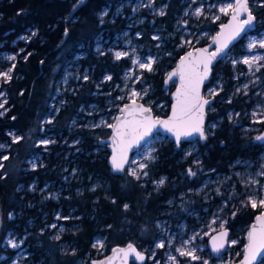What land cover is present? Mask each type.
I'll use <instances>...</instances> for the list:
<instances>
[{"label": "trees", "instance_id": "obj_1", "mask_svg": "<svg viewBox=\"0 0 264 264\" xmlns=\"http://www.w3.org/2000/svg\"><path fill=\"white\" fill-rule=\"evenodd\" d=\"M119 1L121 0H84L83 4L78 5V0H0V52L15 53L18 47L23 48L13 69L12 79L3 86L7 111L0 116V142L5 143L7 148L0 150V157L8 156L9 159L1 161L4 167L0 169V177H3L0 179V241L9 231L24 237L32 253L33 264H92L93 260L98 259L94 257L96 251L93 247V240L97 236L104 237L106 254L116 246L129 241L135 242L129 219L130 211L134 208L139 210L140 217L150 211L144 234L151 237L152 243L156 238L154 221L159 216H167L166 201L175 199L187 188L185 168L177 162L180 155L177 150L185 143L178 149L169 143L158 151L157 175H166L168 182L159 192L146 196L131 177L124 175L126 170L120 175L113 174L107 165L108 157L93 153L100 146L97 142L106 137L93 139L84 135L83 142L69 156L72 159L69 167L83 170L84 177L92 175L104 179L108 190L105 193H89L87 190L76 193L74 184L73 190L62 191L60 197L53 202H44L36 193L28 191L33 182L37 184V189L51 181L60 184L59 171L65 167L63 159L54 160L50 155L45 167L29 169L28 161L34 155L42 153L41 148L35 145L36 141L45 134H54L59 141L65 138L69 140V125L76 108L96 101L91 96L92 85L89 82H78L74 94L64 96L66 104L56 114L50 112L49 104L65 67L76 56H82L79 60L81 66L91 68L94 79H97L104 73L113 74L115 78V66L122 71L128 65L126 61H121L118 65L111 64L106 57L96 58L93 54L96 39L110 27L108 19L99 25L100 14L104 8ZM182 1L167 0L166 13L159 21L168 29H171L174 16L182 12ZM74 5H78L75 10ZM30 29L35 30V35L27 44H21L18 37ZM65 29L68 30L67 35ZM217 29L218 24L213 23L208 31L215 33ZM262 29L264 20L254 33ZM12 43L16 46H10ZM183 53L182 50L174 52L175 58L168 64L166 72L173 68ZM223 70L228 75L226 67ZM164 78L165 74L162 72L152 76L155 92L151 97L155 98L156 103L166 101L170 106L169 94L166 93L170 88L163 90ZM209 86L210 84L205 91ZM231 106L223 104L216 113H208L207 123L223 118L219 128L206 142L207 145L215 146L211 153L216 154V160L208 167L216 168L219 172L226 171L228 165L238 159L256 162L263 152L259 144L251 138H243L238 128L228 123L226 111ZM152 111L155 116L164 117L169 107L165 114ZM50 117V123L42 124V121ZM9 131H14L23 139L16 143L11 142L6 135ZM102 147H105L104 153L109 154L106 146ZM73 149L75 148H71ZM207 160L210 162V158ZM125 204L129 205L127 210L124 209ZM70 209H74L72 220L63 222L67 228L64 232L53 230V239L49 238L47 231L43 234L36 233L43 226L40 221L46 211L53 212L54 215V212L62 210V215L69 217ZM258 213L257 210L247 207L235 214L227 224L230 238L236 237V230L240 229L243 246L248 226ZM49 219L50 216L47 215L46 223ZM29 223L33 226H29ZM141 234L139 232L137 235ZM57 235L59 240L54 239ZM65 245L70 246L66 248Z\"/></svg>", "mask_w": 264, "mask_h": 264}, {"label": "rangeland", "instance_id": "obj_2", "mask_svg": "<svg viewBox=\"0 0 264 264\" xmlns=\"http://www.w3.org/2000/svg\"><path fill=\"white\" fill-rule=\"evenodd\" d=\"M229 2L231 0H183V10L179 15L174 16L171 29H168L163 22L159 21V18L166 13L167 0H121L111 7L104 8L99 17V25L108 19L107 23L110 27L105 31V34L100 35L96 39L93 54L96 58L106 57L111 64L118 65L121 61H126L128 65L122 71L115 66V72L117 73L115 78L113 74L104 73L97 79H94L91 68L81 66L79 60L83 58L82 56H76L65 67L57 83L55 95L49 104L50 112L56 114L58 109L66 104L64 96L74 94L75 85L78 82H89L92 85L93 92L91 96L96 101L82 104L76 108L75 116L69 125L68 133L71 136L69 140L65 138L59 141L54 134H45L36 141L35 145L41 148L42 153L34 155L28 161L29 169L35 170L45 167L50 155L53 156L54 160L63 159L65 167L59 171L61 176L60 184L51 181L37 189V184L33 182L30 184L28 191L36 193L44 202L55 201L60 197L62 191L73 190L74 184H76L74 189L76 193H80L83 190H87L89 193L96 191L105 193L108 190L105 180L92 175L84 177L83 170L75 167L73 169L70 168L69 164L72 163V159L69 156L78 149V146L83 142L84 135L93 139L109 135V127H106V124H112L118 108L131 101L129 97L133 89L142 95L145 90L147 91V95H143V99L137 97L135 98L136 101L152 107V110L159 114H165L169 107L166 101L156 103L155 98L151 97L155 92L152 76L160 72L164 73L165 76L168 74L166 69L168 64L172 63L173 58H175L174 52L181 50L186 52L206 44L214 34L208 31L210 25L215 23L219 27L224 22V19L230 15V13L229 15H224L218 11L220 6ZM260 3L261 0H250L251 10L258 16L257 25H261L264 20V7H261ZM198 7H202L204 10V14L199 17L193 14ZM161 12L164 15H160ZM214 16H219V19L213 20L212 17ZM33 33H35L34 29L27 30L17 40L21 44H27L34 36L32 35ZM154 36L159 37V39H153ZM261 39H264V29L257 33L249 34L237 47L233 48L222 59L214 81L203 94L205 98L218 96L220 104L224 105H251L247 111L244 109H239L238 111L235 108L228 110L226 113L228 123L237 127L243 138L253 139L258 136L260 132L259 125L262 123L259 121H264V67H261L260 71H256V65L254 64L252 71H249L248 66L239 61L245 56L264 55V49L256 48L252 51L248 49V44L251 41H259ZM187 41L191 43H186ZM10 46H16V44L12 43ZM22 52L23 48L21 47H18L15 53L0 52V72L8 71L13 63L16 64ZM116 52H126L128 55L117 60L115 58ZM12 55L16 56L15 61L7 59L8 56ZM148 57H152L155 61L151 72L140 69L138 65L132 62L133 59H139L144 62ZM259 63L264 64V61ZM224 67H226L228 75L225 74ZM85 76L88 77L87 80L84 79ZM107 76H111L112 79L107 80ZM6 83L3 78H0V92L4 93L3 86ZM245 85L248 87L245 88ZM238 88L240 89L239 92L237 91ZM170 89L166 92L167 94H170ZM212 90H215L217 94L210 95L209 93ZM118 97H124V99H118ZM5 99L6 95L4 93L0 97V103ZM229 101L231 102L229 103ZM6 111L7 109L4 105L0 112L5 113ZM215 112L214 106H211L208 110V113ZM253 112H256L257 115L253 116ZM51 120L52 117L47 118L42 121V124H48ZM222 120L223 118H216L207 124V138L213 136L214 131L219 128ZM46 129L45 127L44 130ZM6 135L11 142H13V137H18L14 131H9ZM45 140L49 141V143H40V141ZM169 143L172 142L167 137L156 134L132 156L124 175L135 180L136 178L128 174L130 169L135 168L138 170L140 178L151 177L150 168L156 166V162L159 159L158 151L168 146ZM0 144L5 146L0 150L7 148L5 143L0 142ZM198 144L197 141L187 142L177 150L180 152L177 162L185 168L184 174L187 176V188L180 192L175 199L171 198L166 201L167 209L165 214L168 217L155 222L158 237L150 249L148 260L151 264H173L168 259L169 255H176L180 264H201V261H192L187 257H179L175 251L177 247L183 244V241L189 240L193 235H197V238L187 247L197 249L196 254L202 260H208L209 264H233L242 255L243 246H241L242 235L240 229L236 230V237L230 238V241L235 240L237 243L234 245L229 244L226 253L218 259H212L207 248V242L213 233L221 230L219 227L221 222H225L224 229H228L227 224L235 214L247 207L251 208L242 204V202L246 204L249 196L260 197V186L264 185V176H260L258 173L264 171V167H262L264 166V151L256 162L238 159L228 165L226 171L219 172L216 168H211L208 171L209 175L206 176L207 174H205L201 178L198 172L203 169L200 167ZM71 148L75 149L71 150ZM104 149L105 147L99 146L93 153L108 157L109 154H105ZM63 153L64 155L62 156L61 154ZM149 153L156 157L154 161L145 159V156ZM132 161H135V163H132ZM140 163H146L148 167L144 170H139L138 165ZM188 169L196 172V176H189L187 174ZM143 171H147L148 175L144 176L142 174ZM161 178H165V184L167 183L165 176H160V178L151 181V185L155 188L153 192H157L162 187H157L156 183ZM250 180H258L259 185L248 184L247 182ZM217 189H219V194ZM73 210H69V217H64L62 210L54 212V215L53 212L46 211L40 221L43 226L36 233L43 234L44 231H47L50 235L49 238L53 239V230L62 233L67 229L63 222L68 219L72 220L71 214ZM255 210L259 213L262 211L260 208ZM178 213L182 215L177 217ZM47 215L50 216L48 223H46ZM171 215L175 218V222L169 218ZM213 220H216L215 224L212 223ZM28 225L33 226L31 223ZM52 225L56 227H52ZM214 229L215 231H213ZM28 236H30V233H28ZM32 237L35 238V236ZM9 239H14L19 244V247L13 249L7 244ZM161 240L165 242L166 246L157 248L156 244ZM98 241L103 243V247H95V258H101L106 255L104 237H95L93 244ZM69 246L65 245L66 248ZM159 250L163 251L160 257H158ZM0 264H33L32 253L29 251V245L25 242L24 237H19L12 231L3 235L0 241Z\"/></svg>", "mask_w": 264, "mask_h": 264}, {"label": "snow or ice", "instance_id": "obj_3", "mask_svg": "<svg viewBox=\"0 0 264 264\" xmlns=\"http://www.w3.org/2000/svg\"><path fill=\"white\" fill-rule=\"evenodd\" d=\"M83 3L84 0H78V5ZM78 5H74L73 10H75ZM260 6L264 7V0H261ZM218 11L224 15H229V13H231V15L229 22L227 24H222L220 26V31L212 37V42L216 45L215 50L209 52L208 48H202L196 49L195 52L190 51L186 53L185 56L181 57L177 68L168 74L166 83L171 81L173 77H179V86L174 94L175 103L172 106L171 115L168 119L153 117L151 107H145L143 104H137L135 98L139 97L143 99V95H147V91L145 90L142 95L133 89L131 90L129 97L131 103L125 104L124 107L120 108L122 115L116 117L117 123L106 124V127L113 129L112 142L114 147L111 157V165L114 171L123 172L125 170L124 165L129 163V150L134 146L139 145L145 137L150 136L153 133V130L158 126L162 127L167 132H171L175 136L177 146L180 145L182 138L187 139L191 137L193 133H197L200 139H207L204 127L205 107L209 106L211 101L201 95V86L204 81L208 79V76L211 73L213 61L216 60L217 57L227 55L225 50L228 48L229 44L239 37L241 33L251 29L256 20V17L250 7V0H231V2L220 6ZM193 14L199 17L204 14V10L202 7H198L195 9ZM160 15H164V13L161 12ZM212 19L218 20L219 16H214ZM67 34L68 30L65 29V35ZM32 35H35V33ZM153 39H159V37L154 36ZM186 43L191 42L187 41ZM256 48L264 49V39L259 41L253 40L248 44L249 51ZM127 55L128 53L126 52H116L115 58L119 60L121 57ZM7 59L15 61L16 56H8ZM25 59H27V57H25ZM261 61H264V55L245 56L239 62L247 65L249 71H252V66L255 64V70L260 71L261 67H264V64L259 63ZM132 62L133 64L138 65L140 69H145L149 72L153 71L152 65L155 63L152 57H148L144 62L139 59H133ZM15 67L16 65L13 63L8 71L0 72V78H3L5 82L10 81L12 79L11 72ZM84 79L87 80L88 77L85 76ZM106 79L111 80L112 77L107 76ZM244 87L247 88L248 86L245 85ZM237 91L239 92L240 89L238 88ZM209 94L216 95L217 93L215 90H212ZM3 95L4 93L0 92V97ZM118 99H124V97H118ZM230 102L231 101H229V103ZM6 103V99L0 103V109H3ZM2 115H4V113L0 112V116ZM256 115L257 113L253 112V116ZM13 119H15V117H13ZM21 139L23 138L13 137V142H19ZM255 139L257 141L264 142V135H258ZM40 143L47 144L49 141H40ZM4 147V145L0 144V149ZM8 159V156L0 157V161ZM145 159L148 161H154L156 157L149 153L145 156ZM132 163H135V161H132ZM3 167V163L0 162V169H3ZM147 167L148 164L146 163H140L138 165L139 170H144ZM128 174L137 180L140 179L138 170L135 168L130 169ZM142 174L147 176L148 172L143 171ZM187 174L189 176H196V172L192 171V169H188ZM258 175L264 176V171L258 173ZM2 178L3 177H0V179ZM156 183L157 187L163 186L165 184V178H161ZM247 183L259 185L258 180H250ZM260 188L261 195L259 198L249 196L246 204L242 202L243 206H250L254 210L260 208L262 211L255 217V223L250 227L247 233V243L244 246L243 259L240 264H264V185H261ZM217 193L219 194V189H217ZM128 208L129 205L125 204L124 209L127 210ZM9 218L11 219V214H9ZM212 223L215 224L216 220H213ZM224 223L225 222L220 223L219 227L221 231L211 238L212 251L217 254L224 249L226 243L231 245L237 243L235 240L228 241V232L227 230H224ZM52 227L56 226L52 225ZM213 231H215V229ZM205 235H207V233H205ZM196 238L197 235H193L189 238V240L183 241V244L180 247H177L175 251L178 253L179 257H187L192 261H201V264H209L208 260H202V258L196 254L197 249L187 247V245H189ZM54 239L59 240L60 237L55 236ZM7 244L13 249L19 247V244L14 239H9ZM97 246L102 248L103 243L98 241L96 244H93L94 248ZM165 246L166 244L162 240L156 244L157 248H164ZM113 253L114 256L108 258L107 264H113V260L117 256H121V254L124 264H127L128 257L130 255H134L135 259L138 261H144L145 259L144 255L137 251L132 244H128L126 248L113 249ZM168 259L172 261L173 264H180L176 255H169ZM93 264H105V262L94 261Z\"/></svg>", "mask_w": 264, "mask_h": 264}, {"label": "water", "instance_id": "obj_4", "mask_svg": "<svg viewBox=\"0 0 264 264\" xmlns=\"http://www.w3.org/2000/svg\"><path fill=\"white\" fill-rule=\"evenodd\" d=\"M253 14H254V13H253ZM230 15H231V13H230ZM230 15L227 17V19H226L222 24H227V23L229 22ZM254 16L256 17L255 14H254ZM257 22H258V20H257V17H256V20H255V23H254L253 27H252L251 29L247 30L246 32L241 33V35H240L239 37H237L235 40H233V41L229 44V46H228V48L225 50V52L228 54V53H229V52H230V51H231L236 45H238V44H239V43H240V42H241L246 36H248L249 34L253 33V32L255 31V29L257 28ZM222 24H221V25H222ZM221 25H219L217 31L212 35V37H214V36L220 31V26H221ZM212 37H211V39H210L206 44H204L203 46H200V47H197V48H194V49H192V50H188V51L184 52V53H183V54L177 59L175 65L173 66L172 69L169 70L168 74L171 73V72H173V71L177 68V66H178V64H179V62H180L181 57L185 56L186 53H188V52H190V51H191V52H195L196 49H202V48H208L209 52L214 51L215 48H216V45L213 44V42H212ZM225 56H226V55H222V56H220V57H217V59L213 61L212 66H211V73L209 74L208 79L205 80L204 83H203V85L201 86V95H202V96H203V94H204L205 88H206V87L210 84V82H211L212 75H213V68H214V67H215V66H216V65H217V64H218V63H219V62H220ZM168 74L165 76V78H164V80H163V90H167V89H169V88L172 89V90H171V93L169 94V101H170L169 111H168L167 115L164 116V117H158V116H155L154 113H153V111H152V115H153V117H156V118H159V119H168V117L171 115L172 106H173V104L175 103V96H174V94H175V92H176L177 87L179 86V77H178V76L173 77L171 81H168V82L166 83L167 78H168ZM204 98H205V97H204ZM206 99L210 100V101H211V104H210L209 106H206V107H205V117H204V127H205V132H206L207 124H208V123H207V122H208V110H209V108L212 106V104H213V102H214V98H206ZM136 102H137V104H143L145 107H149V106L145 105L144 103H142V102H140V101H136ZM130 103H131V101H129V102L125 103V104H130ZM125 104H124V105H125ZM124 105H122L120 108L124 107ZM120 108L117 110V114H116L115 119H114V121H113L112 124L117 123L116 117L122 115L121 112H120ZM156 134H160V135H162V136L167 137L169 140H171V142H172V143L174 144V146H175V149H178L182 143H187V142H194V141H197V142H198L199 144H201V145H204V144L206 143V140H204V139H200V138H199V135H198L197 133H193V135H192L191 137L187 138V139L182 138L180 145L177 146V144H176V140H175V136H174L171 132H167V131H165L162 127H159V126H158L156 129L153 130V133H152L150 136L145 137V139L142 140V141L140 142L139 145L134 146L133 148H131V149L129 150V152H128V161H129V163L124 165V169H125V170H126L127 167L129 166L132 156H133V155H134L139 149H141V148H142L147 142H149V141H150V140H151ZM259 135H264V131H263L262 133H260ZM112 136H113V129L109 128V135H108L106 138H103V139L99 140V141L97 142V144L100 145V146H102V145H105V146H106V149H107V151H108V153H109L108 158H107V165H108V167L112 170L113 174L120 175V174H122L125 170H124L123 172H117V171H114L113 168H112V165H111V157H112V154H113V147H114L113 142H112ZM254 141H255V142H258V143H261V144L264 143V142H262V141H257L255 138H254ZM257 215H259V214H257ZM257 215H256V216H257ZM256 216H255V217H256ZM255 217L253 218L252 222H251V223L249 224V226H248V229H247V232H246V236H245L244 245H243L242 255H241V257L239 258V260H237V261L234 262L233 264H240L241 260L243 259L244 246H245V244L247 243V233H248L250 227L255 223ZM224 230H227V232H228V237H227V239H228V241H230V231H229V229H224ZM220 231H221V230H220ZM218 232H219V231H218ZM218 232L213 233V234L209 237L208 242H207V248H208V250L210 251L212 257L215 258V259H218V258H220L221 256H223V255L226 253V251H227V249H228V246H229V244L226 243L224 249H222L221 252H220L219 254L214 253V252L212 251V240H211V238H212V236L217 235ZM126 247H127V245L124 246V247H122V246H116V247H114L113 249H121V248H126ZM113 249H111L110 252H109L108 254H106L104 257H101V258H98V259L93 260V261H92V264H93L94 261H96V262L104 261L105 264H107L108 258L114 256ZM133 256H134V255H130V256L128 257L127 264H130V261H131V259H132ZM113 264H124V260H123L122 254H121V256H117V257L113 260Z\"/></svg>", "mask_w": 264, "mask_h": 264}, {"label": "flooded vegetation", "instance_id": "obj_5", "mask_svg": "<svg viewBox=\"0 0 264 264\" xmlns=\"http://www.w3.org/2000/svg\"><path fill=\"white\" fill-rule=\"evenodd\" d=\"M221 62H222V60L214 68L210 85L212 84V82L215 79V75L220 68ZM213 98H214V102H213L212 106L215 107L216 112H217V111H219V109L222 108L223 104H220V102L218 100V98H219L218 96L213 97ZM250 107H251V105H249V104H244L243 106H238L236 104H233L231 107H229L227 109V111L230 109H235V108H237L238 111H239V109H244L245 111H247L248 109H250ZM227 111H226V113H227ZM259 129H260L259 134L264 131V122H262L259 125ZM207 139H206V142H207ZM252 140L254 141V138ZM256 143L259 144L260 148H262L264 151V143H262V144L258 143V142H256ZM214 148H215V146L211 145V144H209V145H207L206 143L204 145L198 144V154L200 157V167L203 169L201 172H198V174L201 175V178L205 174H207L206 176L209 175L208 171L210 169H209L208 165L210 163H213L216 160V154L211 153L212 150H214ZM207 158H210V162H209V160H207ZM150 172H151V177L140 178L139 180H137V179L134 180L136 183V186L139 185L142 188V190L144 191V193L146 194V196H149L150 194H152L153 190L155 189L154 186L151 185V181H154V180L160 178L159 175H157V172H159V170L156 166H153L152 168H150ZM163 176L166 177V175H163ZM166 179H167V177H166ZM167 182H168V179H167ZM163 187H165V186L163 185L161 188H159V190L157 192H159ZM138 211L139 210L137 208L132 209L130 211L131 215L129 216V219L131 220V229H132L131 232L133 233L132 238L135 242L129 241V242H126L120 246L124 247L128 244H132L137 249V251L141 252L144 255V257H145L144 261H138L135 259V256H133L131 261H130V264H151L148 260V257H149L150 249L152 248V245L156 242L158 235L156 234L155 240L152 241V243H151V237L144 234L145 230L147 229V224L149 223L150 211H147L144 216L142 215L143 217L138 216V214H139ZM181 215H182L181 213H178L177 217H179ZM165 217L167 218L168 216H165V215L159 216L154 221L153 227L155 229V232H156L155 222L162 220ZM169 218L172 219L173 222H175V218H173L172 215ZM139 232L142 233L140 236L137 235ZM162 252H163L162 250L158 251V253H159L158 257H160ZM209 253H210V251H209ZM210 255H211V253H210ZM211 257H212V255H211ZM212 259H215V258L212 257Z\"/></svg>", "mask_w": 264, "mask_h": 264}]
</instances>
